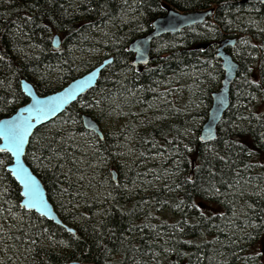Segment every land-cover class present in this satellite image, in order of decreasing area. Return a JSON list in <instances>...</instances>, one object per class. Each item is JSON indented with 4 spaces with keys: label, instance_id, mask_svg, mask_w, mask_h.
Returning <instances> with one entry per match:
<instances>
[{
    "label": "rangeland",
    "instance_id": "374dc122",
    "mask_svg": "<svg viewBox=\"0 0 264 264\" xmlns=\"http://www.w3.org/2000/svg\"><path fill=\"white\" fill-rule=\"evenodd\" d=\"M191 1L167 0L160 3L159 0H117L118 8L113 17L115 22L111 24L114 26L112 29L120 32V38L127 40V46L131 38L144 35L154 18L165 14L169 8L190 11L201 7L183 6L189 3L202 6L209 2ZM224 1L227 5L221 8L229 6L233 12L229 16L223 13L225 9L219 11L223 26L219 34L210 40L202 56L203 61H197L195 51H192L191 62L181 64L178 61L181 58L178 49L182 47L189 50L192 43L207 37L209 25L206 21L187 28L183 33H166L154 39L151 44L152 60L139 70L131 65L132 58L127 59L126 65V60L120 58L116 74L121 87L129 90L132 97L135 96L136 103L132 109L128 104V108L123 106L126 109L120 112L114 99L97 101L96 93H91L89 97L94 103H86L83 99L75 103V106L99 120L100 132L115 137L110 145L115 148L111 152L97 150L96 146H100L101 140L93 134L98 132L78 131L75 129L77 123L72 119L73 114L64 113L35 130L25 154L27 164L44 183L60 217L66 220L69 227L79 231L81 236H85L81 229L84 218L92 214L93 220H103V203L112 204L114 193L119 187L126 199H136L143 194L159 197L154 204L158 206L156 212H161L160 217L155 212L143 219L146 224L130 229L134 239L147 242V247L139 256L141 258H137V264H228L229 259L234 258L254 264L263 248L264 230L258 223L245 220V200L242 198L257 181L252 176L251 170L254 168L248 161L250 150L237 135L240 131L250 130L256 123L257 115L264 112V101L259 105L256 98V94L264 90V3ZM209 21L214 23L215 19ZM108 29L110 26L102 29L98 25L94 32L108 34ZM222 34L240 36L234 46L225 48L240 64V68L231 86V106L217 124L216 138L202 141L201 133L212 105V93L219 90L224 77L221 58L217 57L216 40ZM96 37L87 35L88 45L79 49L69 44L63 46L68 58L75 57L76 67L80 66L77 77L95 67L108 53L107 39ZM58 65L50 67V77L44 81L45 84L60 87L66 80L67 75L64 76V71ZM113 66L110 65L106 71L103 69V73L106 75L107 71H112ZM252 66L259 68V77L257 72L251 70ZM125 78L130 82L125 83ZM35 80L31 82L36 84ZM134 83H137L136 86H133ZM260 97L264 98L263 95ZM107 103H111L113 108L110 105L107 107ZM163 123H179L169 146L160 144L153 134L147 135ZM247 140L257 150L254 142L248 137ZM51 142H54L55 150L43 154V149ZM58 146L60 150L56 149ZM89 150L93 153L101 151L91 166L87 164L89 161L85 155H82ZM193 158L197 159L196 165L192 164ZM260 158L264 164V153ZM10 162L11 158L0 161V180H7V171H10L6 166ZM111 164L120 173L117 181L109 168ZM219 164L222 176L219 186L214 188L212 173ZM190 173H193L192 179L189 178ZM131 178L138 182L132 183ZM54 179L57 182L54 188L51 186L49 189L48 184H52ZM252 181L254 183H250ZM261 188L264 192V185ZM6 189L0 187V194L7 193ZM9 189L13 191L11 187ZM93 201L100 206L87 213L86 206ZM151 201V198L141 199L136 212L148 208ZM68 215L71 220L66 219ZM234 216L244 218L247 222L243 223L244 232H233L235 246L245 248L224 259L219 255L230 250L234 252L233 249L230 245H213L210 235L217 239L225 235L227 230H235ZM251 231L252 238L245 239ZM188 234L193 235L192 246L181 241ZM188 244L189 247L183 249ZM247 247L252 253L249 257L245 256ZM240 252L243 255H238ZM7 253L6 250L0 252V264H11L17 259L15 251ZM184 255L186 258L182 261ZM260 261L264 264V255ZM236 264L241 263L238 261Z\"/></svg>",
    "mask_w": 264,
    "mask_h": 264
},
{
    "label": "trees",
    "instance_id": "16d2710c",
    "mask_svg": "<svg viewBox=\"0 0 264 264\" xmlns=\"http://www.w3.org/2000/svg\"><path fill=\"white\" fill-rule=\"evenodd\" d=\"M163 1L167 0H159L160 3ZM79 2L80 4H78ZM116 2L117 0H0V118L12 115L20 106L28 101V98L21 90L20 80L22 77H25L30 82L35 78L37 85L34 84V86L40 94H47L59 89L68 80L77 77L76 74L80 71V66L76 67L74 62L76 60L75 57L68 58V53H66L63 46L64 44H69L78 49L84 47L88 45L86 37L89 34H92L93 37L97 36L96 38L107 39L106 49L108 53L105 55V58L113 56V61L110 65L114 66L112 71L106 72V75L105 73H101L96 86L80 99L86 100V103H94L89 97L91 93H96L95 95L98 97L97 101H105V99L109 98L114 99V104L116 108L119 106L118 110L120 109V112L125 111L126 108L123 106L127 107L128 104L131 106L130 109H132V105L136 103L134 100L135 96L132 97L129 90L121 87L119 76L116 74L120 58H122V61L126 60L124 64L126 65L128 60L133 56L127 49L128 44L127 46L125 45L127 40L120 38V32L117 30L113 31L112 29L114 26L111 24L115 22L113 17L118 8ZM241 3L243 4V2ZM225 4L224 0H209V2L207 1L202 6L201 4L193 5V3L183 6L206 8L209 5H214L217 8L214 23L208 24L209 32L207 33L208 36L205 37L207 40L203 41V43H208V46L210 40L214 39V35L219 34L221 26H223L219 11L225 9L223 13L226 12L229 16L233 12L231 8H228L229 6L221 8ZM234 24L236 25V23ZM98 25L102 29L110 26L108 34L101 35L95 33L94 30ZM151 27L152 25H150L148 31L151 30ZM185 30L181 33L185 32ZM241 32L244 31L241 30ZM55 33L63 35L62 46L59 49H55L52 46L51 41ZM183 35H186V33ZM233 36H236V34H222L216 40ZM253 36H256V34ZM237 37L238 39L240 38V36ZM205 39L203 38V40ZM255 39L257 38L255 37ZM195 42L198 43L199 40ZM193 48L194 46L189 47V51L179 47L178 50L181 58L178 61L181 64L191 62L190 56L192 51H195L197 61H203L202 56L204 52L198 53V50H193ZM56 65L62 68L64 76L67 75L65 77L66 80L60 87H53L52 84L44 83L50 77V67ZM110 65L105 68V71ZM251 70L257 72L259 77V68L252 66ZM129 82L125 78V83ZM136 84L134 83L133 86H136ZM130 87L132 86L130 85ZM126 94L129 95L127 96ZM256 95L260 105L264 101V98L260 97L262 95L264 97V90ZM75 103L65 114H73L72 119L77 123L75 129L83 131L84 128L80 120L83 109L75 106ZM106 105L107 107L110 105L113 108L111 103H107ZM257 116L256 123L250 130L240 131L237 135V137L240 136V141L243 145L250 150L248 161L251 164V168H254L251 170L252 176L256 177L258 175L256 177L257 183L253 184V186L251 185V190L249 188L247 192L245 190V196L243 198L241 196L240 198L245 200L243 203L247 215L245 216V220L247 222L251 221V223H258L257 225L264 230V192L261 188L264 185V164L261 163L260 158L264 153V112H261ZM178 126L179 123H163L155 127L147 135L153 134L160 144H167L169 146L171 137L177 131ZM247 137L254 142L257 150H254ZM260 138H263V140L260 141ZM114 139L115 137L107 136L103 144L95 146L97 150L111 152L112 148H115L113 145L110 146L115 141ZM53 147L54 142L45 146L43 154L55 150ZM56 149L60 150L61 147L58 146ZM100 152L93 153L92 150H89L82 155H85V158L89 161L87 164L91 166V162L99 157ZM79 153H82V147ZM4 158L10 159L11 156L7 152L0 151V161H4ZM194 160L197 161L196 158H193L192 164H194ZM221 161L225 163L224 160ZM220 167L221 165L219 164L213 169L212 184L214 188H217L220 184ZM133 174H136V171H133ZM231 175L232 177L234 176L233 169L231 170ZM130 181L132 183L138 182L134 181V179ZM56 182L55 179L52 184L49 182L48 188L51 189V186L54 188V183ZM250 183H254V181ZM2 186L7 188L5 191L7 193L0 194V252L6 250L9 254L14 251L18 254L17 259L11 264H67L73 260L91 261L95 264H137V258H141L139 256L141 251L147 247V242L134 239L130 229L146 224L144 218L154 214L156 209H158L154 201L159 197H155V194L150 196L143 194L136 199H126L119 187L114 193L115 196H113L112 204L107 205V202L103 203L105 207L103 220L102 218H95L96 220H93L91 218L92 214L84 218L85 222H83L81 229L84 230L85 236H81L79 231L75 233L67 231L64 227L47 220L37 212L21 207L20 185L8 171L7 180H0V187ZM9 187L13 191H10ZM143 198H151L152 203L149 204L148 208L137 213L138 204ZM91 203L88 207L86 206L87 213L92 209H98L100 206V204L94 201ZM156 215L160 217L161 212H156ZM70 218V215L66 216V219L69 220ZM243 219L239 216H234L232 220H236V229L227 230L225 235L217 239L210 235L213 245L216 243L217 245H230L234 251L230 250L228 253L219 255V257L226 259L228 256L236 254L242 249L244 250V246H235L234 240L236 238L233 234L234 231L237 234H241L242 231L244 232L243 223L247 222ZM63 221L66 222L65 219ZM252 233L251 231L245 236V239L250 240L253 236L251 235ZM182 239L186 240L191 246L194 244L192 241L193 235H185ZM248 247L245 255L247 257L251 254V250ZM238 255L243 254L240 252ZM183 258L185 260L186 255ZM248 259L246 258V260ZM229 260L231 262V259ZM254 264L261 263L255 260Z\"/></svg>",
    "mask_w": 264,
    "mask_h": 264
},
{
    "label": "water",
    "instance_id": "95a60500",
    "mask_svg": "<svg viewBox=\"0 0 264 264\" xmlns=\"http://www.w3.org/2000/svg\"><path fill=\"white\" fill-rule=\"evenodd\" d=\"M242 2L264 3V0H242ZM212 12L213 9L180 11L174 8H169L165 14L160 15L153 20V30L150 33L147 35H141L130 43L129 50L135 52L134 60L131 64L138 66L140 63L147 64L150 61L151 41L155 36L162 33L179 32L184 27L204 22ZM235 41L236 38H224L221 41V45L218 47L217 57L221 58V64L225 72L221 88L212 93V105L209 109L208 118L201 133V137H203V139H201L202 141H209L216 138L217 124L231 102V86L236 78L240 64L228 51H226L225 48L230 44H234ZM52 43L54 47L59 48L62 44V36L59 33H55L52 38ZM206 45V43H202L200 44V47ZM112 60L113 57L104 60L102 63L97 64L90 69L86 74L73 78L63 87L47 94H40L32 82L25 77L21 78V89L28 98L27 103L20 106L12 115L0 119V127H4L5 121L28 126L24 136V142L21 145L19 152L1 150L7 152L11 156V162L7 164L6 168L20 185V193L22 195L20 201L21 207L27 210H33L58 224H62V221L59 219L54 206L49 199L44 183L27 164L25 154L35 130L39 126L46 124L57 116L63 114L74 102H76L81 96L85 95V93L96 84L99 74L104 69L105 65ZM83 123L87 129L100 133L99 125L91 115L84 114ZM5 144L6 141L3 137H0V148L5 146ZM8 149H11V145L8 146ZM21 177H24V179ZM26 180H28L36 190L38 194L36 200H33L29 195H25L28 190L26 188ZM30 200H33L31 204L29 203ZM69 229H71L72 232H75L73 228L67 227L68 231ZM67 264L93 263L73 260Z\"/></svg>",
    "mask_w": 264,
    "mask_h": 264
},
{
    "label": "snow or ice",
    "instance_id": "6c2138e0",
    "mask_svg": "<svg viewBox=\"0 0 264 264\" xmlns=\"http://www.w3.org/2000/svg\"><path fill=\"white\" fill-rule=\"evenodd\" d=\"M27 127L28 126L22 124L9 123L5 121L4 127H0V137H3V139L6 141V144L0 148V150H12L19 152L21 145L24 142V136L27 131ZM201 139H203V137H201ZM9 145H11V149H8ZM21 178L24 179V177ZM25 183L26 188L28 189L25 195H29L33 198V200H36L38 196L36 190L32 187L28 180H26ZM33 200H30L29 203L31 204ZM69 231H71V229H69Z\"/></svg>",
    "mask_w": 264,
    "mask_h": 264
},
{
    "label": "bare ground",
    "instance_id": "6f19581e",
    "mask_svg": "<svg viewBox=\"0 0 264 264\" xmlns=\"http://www.w3.org/2000/svg\"><path fill=\"white\" fill-rule=\"evenodd\" d=\"M193 10H201V9H193ZM156 18V17H155ZM154 18V19H155ZM153 22V21H152ZM152 25V24H151ZM193 25H196V24H193ZM193 25H190V26H187V27H184L181 31H179V32H176V33H181L182 31H184L185 29H187V28H189V27H192ZM153 30V26L151 27V30L150 31H148V32H146L144 35H147L148 33H150L151 31ZM163 34H166V33H162V34H159V35H157V36H155L153 39H152V41H151V44L153 43V40L154 39H156L157 37H159V36H161V35H163ZM137 37H135V38H133L129 43H128V47H127V49H128V51H130L132 54H133V56L135 55V52L134 51H131V50H129V45H130V43L131 42H133L135 39H136ZM226 38H236V40H237V36H233V37H226ZM224 39V38H223ZM222 39V40H223ZM52 42V41H51ZM203 42H201V43H198L199 44V47H200V44H202ZM206 43V42H205ZM207 45L206 46H204V47H200V48H205V47H207L208 46V43H206ZM219 45V44H218ZM52 46L54 47V45H53V43H52ZM61 46H62V44H61ZM60 46V47H61ZM59 47V48H60ZM55 49H59V48H56V47H54ZM152 49V48H151ZM132 56V59H131V62L130 63H132V61L134 60V57ZM110 57H113V56H108V57H106V58H103V60L100 62V63H102L104 60H107V59H109ZM153 58V57H152ZM113 61V60H112ZM112 61L110 62V63H108L107 65H105V67H104V69L107 67V66H109L111 63H112ZM151 61H149L147 64H142V63H140L138 66L139 67H141V66H146V65H148L149 63H150ZM100 63H98V64H100ZM132 65V64H131ZM88 71H86L85 73H83L82 75H84V74H86ZM100 75H101V73L99 74V77H98V79H97V81H96V84H97V82H98V80H99V78H100ZM70 81V80H69ZM234 82H235V80H234ZM233 82V83H234ZM96 84L93 86V87H91L85 94H87L90 90H92L95 86H96ZM233 85V84H232ZM20 86H21V80H20ZM221 86H222V81H221ZM221 86H220V88H221ZM219 88V89H220ZM232 88V87H231ZM22 90V89H21ZM23 92V91H22ZM215 92V91H214ZM24 93V92H23ZM25 95V94H24ZM26 96V95H25ZM27 97V96H26ZM82 97V96H81ZM80 97V98H81ZM79 98V99H80ZM78 99V100H79ZM77 100V101H78ZM76 101V102H77ZM27 103V102H26ZM75 103V102H74ZM73 103V104H74ZM72 104V105H73ZM71 105V106H72ZM230 105H231V102H230ZM230 105H229V107H230ZM229 107L227 108V110L229 109ZM226 110V111H227ZM17 111V110H16ZM15 111V112H16ZM84 114H89V115H91L92 117H93V119L98 123V119H96L92 114H90V113H88V112H84V111H82L81 112V117H80V120H81V125H82V127L84 128V130H86V131H89V129H87L85 126H84V123H83V115ZM4 117H7V116H4ZM57 117H59V116H57ZM56 117V118H57ZM3 118V117H2ZM2 118H0V119H2ZM56 118H54V119H56ZM1 151V150H0ZM1 152H4V151H1ZM115 171V172H114ZM111 172H112V174H113V178H115V176L117 177V175H118V170L116 169V168H114L113 170H111ZM20 195H21V193H20ZM21 199H22V195H21ZM21 199H20V201H21ZM55 209V208H54ZM55 211H56V209H55ZM56 213H57V215H58V217H59V219L62 221V224H58V223H56V222H54L53 220H50V219H48L47 217H45V216H43V215H41V216H43L44 218H46L47 220H50V221H53L54 223H56V224H58V225H60V226H62V227H64L66 230H67V227H69V225L66 223V222H64L63 221V219L60 217V215L58 214V212L56 211ZM68 231V230H67ZM77 230H75V232H76ZM70 232H72V231H70ZM75 232H72V233H75ZM252 254V253H251ZM256 260V259H255ZM81 262H83V261H81ZM86 262H90V263H93V264H95L94 262H91V261H86ZM69 263V262H68Z\"/></svg>",
    "mask_w": 264,
    "mask_h": 264
},
{
    "label": "flooded vegetation",
    "instance_id": "af4514ba",
    "mask_svg": "<svg viewBox=\"0 0 264 264\" xmlns=\"http://www.w3.org/2000/svg\"><path fill=\"white\" fill-rule=\"evenodd\" d=\"M201 10H206V9H213V12L211 13V15L207 18V20H206V22H208V24H212V22L211 21H209V19H211V18H214L215 16H216V14H217V8L216 7H214V5L212 6V5H209L208 7H206V8H200ZM215 19V18H214ZM205 39V38H204ZM222 39L223 38H219L218 39V44H220L221 43V41H222ZM207 39H205V40H199V42L198 43H200V42H203V41H206ZM238 40H236L235 42H234V44H230V45H228V47L230 48L231 46H234L235 44H236V42H237ZM197 42H195V43H192V45L191 46H194V48H193V50H198V53H203L204 51H205V49L208 47H205V48H200L199 47V44H198ZM190 46V47H191ZM218 47H219V45H218ZM134 57V56H133ZM152 59H150V61H151ZM132 65H134L135 66V68L137 69V70H139V66H137V65H135V64H132ZM222 70L225 72V70H224V68L222 67ZM104 71L102 70L101 71V73H103ZM69 109V108H68ZM67 109V110H68ZM66 110V111H67ZM65 111V112H66ZM64 112V113H65ZM63 113V114H64ZM101 120V119H100ZM99 121V120H98ZM97 136L98 137V139H100L101 140V142L100 143H102V141H103V143H104V140H105V138H107V136H106V134L105 133H102V132H100V133H94L93 134V136ZM102 143V144H103ZM196 160H194L193 161V163H194V165H196ZM113 165L114 164H111V166L109 167V168H111L112 170L115 168H113ZM258 176V175H257ZM256 176V177H257ZM120 177V173L118 172V175H117V177L115 176V178H114V180H118V178ZM189 178L190 179H192L193 178V173H190V175H189ZM200 204L202 205L203 204V202H200ZM185 216H187V214L185 215ZM212 236V235H211ZM181 241H186V240H184V239H182ZM187 242V241H186ZM188 243V242H187ZM215 245H217V243L215 244ZM187 247H189V244H188V246H184L183 247V249H187ZM264 255V244H263V248H262V251H261V253L259 254V257H257L256 259H258L257 261L258 262H261L260 261V257L261 256H263ZM184 260V258H182V261ZM238 261L241 263V264H253L252 263V261H244L243 259H240V258H234V259H232L231 260V262H230V264H236V263H238ZM256 261V262H257Z\"/></svg>",
    "mask_w": 264,
    "mask_h": 264
}]
</instances>
